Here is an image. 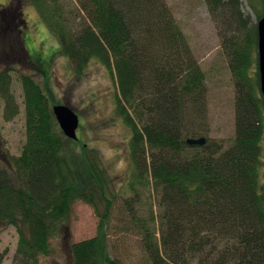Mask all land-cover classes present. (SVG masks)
Wrapping results in <instances>:
<instances>
[{"label": "trees", "instance_id": "obj_1", "mask_svg": "<svg viewBox=\"0 0 264 264\" xmlns=\"http://www.w3.org/2000/svg\"><path fill=\"white\" fill-rule=\"evenodd\" d=\"M30 1L77 75L92 60L116 74V110L132 130L130 187L137 192V185L152 184L159 194V212L152 209L148 223L132 219L151 263L264 264V99L259 69L251 71L258 30L241 12V0H207L225 33H235L227 46L236 78V137L227 149L208 138L203 144L187 142L199 136L195 120L205 115L206 74L166 0ZM249 2L259 20L264 0ZM19 5L0 8V51L9 57L17 50L31 59ZM15 33L16 46L10 40ZM15 67L0 66L5 119L19 113L15 71L26 117L21 153H0V231L13 225L19 232L14 264H48L52 239L68 225L78 200L94 207L100 225L96 236L71 242V264H122L108 248L113 202L100 156L83 140L71 145L41 68L37 65L45 86Z\"/></svg>", "mask_w": 264, "mask_h": 264}, {"label": "rangeland", "instance_id": "obj_2", "mask_svg": "<svg viewBox=\"0 0 264 264\" xmlns=\"http://www.w3.org/2000/svg\"><path fill=\"white\" fill-rule=\"evenodd\" d=\"M166 2L206 74L207 106L203 119L195 120L198 125L197 138L205 137L206 141L207 138L210 142L217 141L222 143L223 149H227L236 137V78L227 46L229 36H234L235 33H225L226 25L207 0ZM11 3L20 4L19 10L23 11L27 20L23 36L32 57L27 58L26 52V55H22L17 50L8 48L11 49L9 57L0 51V66L14 65L16 69L34 75L44 86L45 80L49 81L50 92H54L52 94L56 99L54 105L69 104L79 113V138L71 139V145L80 146L79 142L83 140L82 142L94 150V154L100 156L110 178L108 193L113 205L107 226L109 251L122 264H152L144 248L140 229L132 219L140 217L148 223L151 210L159 212V194L152 184L137 185V192L130 187L132 162L129 141L132 130L116 110L119 87L115 72L112 73L102 62L92 60L82 75H77L70 59L61 52L58 38L43 23L35 5L30 0H0V8ZM240 9L246 18L257 22L256 10L249 0H241ZM4 17L3 26H8V19L6 15ZM15 35L16 33L10 36L11 43L14 40V46ZM253 53L256 57L252 72L258 68V46ZM37 65L44 73L45 80L37 70ZM13 90L19 102V113L14 118L5 119V103L0 99V153L8 150L12 155H19L26 140V117L23 89L17 71L13 72ZM262 159L264 171V137ZM105 208L101 204L100 211ZM158 224L160 226V222ZM99 225L100 218L94 207L82 200L76 201L68 225L52 239L53 254L45 262L50 264L52 260H56L61 264H71V242L96 236ZM157 236L161 238L160 227ZM18 242L19 232L15 226L11 225L0 231L2 264H14Z\"/></svg>", "mask_w": 264, "mask_h": 264}, {"label": "water", "instance_id": "obj_3", "mask_svg": "<svg viewBox=\"0 0 264 264\" xmlns=\"http://www.w3.org/2000/svg\"><path fill=\"white\" fill-rule=\"evenodd\" d=\"M258 30V65L260 72V89L264 98V16L257 21ZM55 115L64 134L71 139H78L77 130L80 125V117L76 110L67 104L53 106ZM205 137L188 138L189 144H203Z\"/></svg>", "mask_w": 264, "mask_h": 264}]
</instances>
